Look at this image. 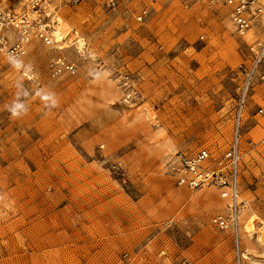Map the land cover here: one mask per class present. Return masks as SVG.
<instances>
[{
	"label": "rangeland",
	"instance_id": "374dc122",
	"mask_svg": "<svg viewBox=\"0 0 264 264\" xmlns=\"http://www.w3.org/2000/svg\"><path fill=\"white\" fill-rule=\"evenodd\" d=\"M103 3L46 0L65 37L13 63L0 53V264H237L231 232L213 223L226 211L215 188L178 186L169 166L229 147L264 16L240 35L220 4ZM54 55L74 72L51 78ZM258 106L255 81L240 129L241 264H264V149L250 150L264 137Z\"/></svg>",
	"mask_w": 264,
	"mask_h": 264
},
{
	"label": "built area",
	"instance_id": "2783aa9c",
	"mask_svg": "<svg viewBox=\"0 0 264 264\" xmlns=\"http://www.w3.org/2000/svg\"><path fill=\"white\" fill-rule=\"evenodd\" d=\"M207 5L220 4L230 9V21L238 34L251 29L259 18L264 16V0H184ZM77 0H73L76 3ZM121 0H104V9L115 11ZM143 8L136 16L142 22L147 15ZM54 23L56 15L49 11L46 0H25L18 8L11 0H0V53L10 62L23 58L30 46L42 44L53 47ZM46 70L51 78H57L65 72H74V65L61 55H54L46 63ZM255 81L264 83V40H260L250 66L236 87L233 118V136L229 147L220 155L214 156L207 149L180 153L170 162V171L178 186L188 189L214 187L221 200H226L223 213H218L213 220L221 231H229L237 249L239 258L238 213L241 202L238 201L242 145L240 129L245 113V102ZM264 115V108L258 106L253 117ZM264 149V137L257 142L250 141V150Z\"/></svg>",
	"mask_w": 264,
	"mask_h": 264
},
{
	"label": "bare ground",
	"instance_id": "6f19581e",
	"mask_svg": "<svg viewBox=\"0 0 264 264\" xmlns=\"http://www.w3.org/2000/svg\"><path fill=\"white\" fill-rule=\"evenodd\" d=\"M66 32H67V26L66 24H64L61 20H58V23L56 24L55 28H54V31L52 33V36H53V40L55 42H58V41H61L65 35H66ZM55 47V46H54ZM20 60V59H19ZM18 61V60H17ZM209 191H207L206 193H204V198H202L204 201L208 202L209 201ZM198 198H195V201H197ZM227 201L226 200H221L219 203V205H221V208H225V203ZM211 202L209 201V204ZM240 212V211H239ZM244 218V214H241L240 216V219L242 220ZM238 234H239V213H238Z\"/></svg>",
	"mask_w": 264,
	"mask_h": 264
}]
</instances>
